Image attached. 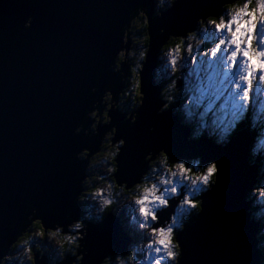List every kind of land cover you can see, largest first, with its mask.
<instances>
[{"label":"water","instance_id":"95a60500","mask_svg":"<svg viewBox=\"0 0 264 264\" xmlns=\"http://www.w3.org/2000/svg\"><path fill=\"white\" fill-rule=\"evenodd\" d=\"M139 4L152 7L151 0H0V253L7 252L29 204L49 222L79 214L76 192L84 164L73 163L71 157L84 145L72 132L92 100L99 98L90 95L97 80L101 92L105 84L115 85L116 91L123 86L108 65L121 43L119 28ZM217 7L216 0H180L153 19V46L143 72L146 100L137 122L130 126L124 113H110L126 137L120 178H136L145 168L144 154L152 148H166L172 158L218 160L219 183L204 194L203 214L192 217L181 233L182 264H259L253 239L259 224L250 223L246 200L256 170L248 164L247 130H239L232 143L221 148L207 137L190 140L189 129L173 110L158 115L162 102L153 77L162 43L159 29L191 30L197 16ZM29 15L35 21L26 30L23 22ZM169 203L172 210H161L166 218L174 208L172 199ZM12 223L16 228L9 230ZM87 241L84 264L126 252L131 242L118 216L89 225Z\"/></svg>","mask_w":264,"mask_h":264},{"label":"clouds","instance_id":"9594fccd","mask_svg":"<svg viewBox=\"0 0 264 264\" xmlns=\"http://www.w3.org/2000/svg\"><path fill=\"white\" fill-rule=\"evenodd\" d=\"M216 2V11L197 16L191 30L166 33L159 29L162 43L153 77L162 102L158 115L174 110L190 129V140L207 137L221 148L232 143L241 124L247 126L251 135L248 164L256 167L257 179L246 200L251 201L250 218L259 224L256 250L259 264H264V0ZM178 3L151 0V9L139 4L128 13L127 23L118 30L120 46L108 65L123 86L116 91L115 85L105 84L101 92L97 80L90 88V95L99 94V98L92 100L72 132L84 145L71 157L73 163L84 164L76 192L79 214L49 222L38 207L27 205L20 230L7 252L0 253V264H45L46 257L48 264H84L89 225L121 212L122 227L131 241L128 249L105 255L98 264H182L181 233L192 217L203 214L204 194L220 181V162L200 156L172 158L168 149L152 148L144 154V170L132 181L123 180L120 157L126 137L110 115L119 111L130 126L137 122L146 100L143 72L153 46V19ZM34 21L29 15L24 29H31ZM193 65L185 76V68ZM181 77L183 87L178 86ZM170 198L176 199L175 209L167 218L158 216L171 207ZM15 228V223L9 225V230Z\"/></svg>","mask_w":264,"mask_h":264},{"label":"rangeland","instance_id":"374dc122","mask_svg":"<svg viewBox=\"0 0 264 264\" xmlns=\"http://www.w3.org/2000/svg\"><path fill=\"white\" fill-rule=\"evenodd\" d=\"M217 9V8H216ZM208 45L206 44L205 45V47H207ZM200 59H202V58H200L199 56L197 57V64H199V61H200ZM190 61H191V58H187V60H186V64H190ZM195 68V65H193L192 66V69H189L188 67H186L185 68V72H184V75L185 76H187L188 75V72L190 71V70H193ZM195 73L193 72V75H194ZM178 86L179 87H183L184 86V77H181V80L178 82ZM180 120V119H179ZM240 127V126H239ZM242 127H244V125L243 126H241V128ZM240 128V129H241ZM189 131H190V129H189ZM246 134H248V131H246L245 132ZM245 143H246V147H247V154H248V145H247V140H245ZM197 156H199V155H197ZM250 169H256V167H251L250 166ZM256 179H257V169L255 170V173H254V176H253V179H252V182H251V185H248V188H247V191H246V197H247V195L251 192V189H252V187L253 186H256ZM183 194H184V189H183V186H181V188H180V196L182 197L183 196ZM170 199H172L173 200V203L175 202L174 200H176L175 198H170ZM255 199V197H253V200ZM248 201V200H247ZM249 206H251V205H249ZM80 207V206H79ZM175 207H176V202L174 203V209H175ZM79 212H80V210H79ZM160 215H161V213H160ZM120 219H121V222H122V218L124 217V213L123 212H121V214H120ZM259 227V226H258ZM258 230V229H257ZM255 230H254V233H253V239H254V237H255ZM255 246H256V244H255ZM48 257H46V260H47V262H48Z\"/></svg>","mask_w":264,"mask_h":264},{"label":"bare ground","instance_id":"6f19581e","mask_svg":"<svg viewBox=\"0 0 264 264\" xmlns=\"http://www.w3.org/2000/svg\"><path fill=\"white\" fill-rule=\"evenodd\" d=\"M173 113H174V110H173ZM249 141H251V140H249ZM172 206L173 205H171V207H170V210H172ZM174 209V208H173ZM169 211V209H167V212ZM163 214V211H161V215ZM163 217L165 216V214H163L162 215ZM118 218H119V220H120V217L118 216ZM164 218H166V217H164ZM249 218H250V216H249ZM252 219L250 218V223H253L252 221H251ZM253 224H255V223H253Z\"/></svg>","mask_w":264,"mask_h":264},{"label":"trees","instance_id":"16d2710c","mask_svg":"<svg viewBox=\"0 0 264 264\" xmlns=\"http://www.w3.org/2000/svg\"><path fill=\"white\" fill-rule=\"evenodd\" d=\"M157 65H158V60H157ZM157 65H156V69H157ZM174 113H175V112H174ZM243 125H245V124H241L240 127L243 126ZM120 221H121V219H120ZM121 223H122V222H121Z\"/></svg>","mask_w":264,"mask_h":264}]
</instances>
